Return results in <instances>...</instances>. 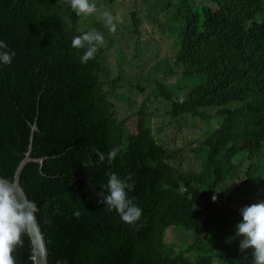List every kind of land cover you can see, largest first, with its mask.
Segmentation results:
<instances>
[{
  "label": "trees",
  "instance_id": "16d2710c",
  "mask_svg": "<svg viewBox=\"0 0 264 264\" xmlns=\"http://www.w3.org/2000/svg\"><path fill=\"white\" fill-rule=\"evenodd\" d=\"M66 3L0 0V40L16 53L11 64L0 63V177L12 180L30 146L18 183L37 205L46 264H252V249L242 253L235 236L240 209L251 204L228 208L212 197L238 176L237 153L249 160L264 148V0H145L151 17L162 11L160 27L176 45L177 89L190 88L181 104L177 92L154 79L153 96L166 102L168 114L216 121L196 147L201 169L188 175L168 161L174 153L155 142L144 101L135 110L134 133L116 117L98 77L106 71L105 48L82 64L83 50L71 46L73 37L93 28L108 45L112 32L97 19L79 27ZM114 147L120 151L111 164L92 151L107 157ZM113 172L122 179L131 174L128 196L143 210L135 225L100 202ZM249 179L264 182L246 170L242 183ZM170 227L178 245L164 239ZM184 231L196 234L214 258L196 255L189 262L194 252L182 244ZM22 240L15 264H32L28 235Z\"/></svg>",
  "mask_w": 264,
  "mask_h": 264
},
{
  "label": "rangeland",
  "instance_id": "374dc122",
  "mask_svg": "<svg viewBox=\"0 0 264 264\" xmlns=\"http://www.w3.org/2000/svg\"><path fill=\"white\" fill-rule=\"evenodd\" d=\"M89 3L95 6L93 13H81L78 16L72 11L79 17L77 23L81 28H84L83 26L93 19L103 22V13L105 12L111 13L114 18L119 16V20L114 19L116 31L111 34L107 33L112 39L108 45L106 42L103 44L105 49L102 51L104 54L102 63L106 71L98 72L104 90L110 93L109 100L113 105L114 114L117 118L124 119L128 132L134 133L135 110L141 101H144L149 111L150 133L155 142L162 147L167 155L174 153V156L168 158V161L184 175L199 172L201 169L200 153L196 147L201 146L208 133L216 128V121L210 119L207 125L206 122L190 114H168L166 102L152 94L154 79L177 92L179 96L186 98L190 92L188 87L179 90L176 87L180 74L179 67L173 66L176 45L172 37L160 27L164 20L162 11L159 10L151 17L148 14L145 0H113L111 2L89 0ZM68 7L72 10L70 4L66 3V13L69 14ZM65 16L67 15L65 14ZM126 27L129 29L126 30ZM168 67H172L174 72L166 70ZM112 80H115V85H112ZM214 110L208 109L205 112L213 113ZM233 162H239L238 176L232 180L228 179L222 188L215 190L217 203L227 202L228 208H236L241 207L245 202L253 204L264 201V182H255L249 179L250 181H246L245 184L242 183L246 170L253 176L259 175L264 180V148L259 155L249 160L242 153H237ZM248 164L249 167H246ZM196 184L197 178L195 177L191 185L195 186ZM239 184L241 185L239 186ZM236 187H238L237 192L229 201H226V195L231 194ZM172 233L170 227L164 234V239L178 245L180 237L173 238ZM176 234L179 235V233ZM182 237L184 241L182 244L191 247L187 253L194 252L188 257L189 262L193 263L196 255H207L214 258V252L201 240H195L196 234L193 232L184 231ZM177 249L178 247H176Z\"/></svg>",
  "mask_w": 264,
  "mask_h": 264
},
{
  "label": "clouds",
  "instance_id": "9594fccd",
  "mask_svg": "<svg viewBox=\"0 0 264 264\" xmlns=\"http://www.w3.org/2000/svg\"><path fill=\"white\" fill-rule=\"evenodd\" d=\"M72 11L78 16L81 13L89 14L95 11V6L90 5L89 0H67ZM115 20L119 16L113 17L111 13H103V23L110 32L116 31ZM103 34L96 29L83 32L81 35L73 37L71 46L77 52L83 50L79 56L82 64H86L95 57L98 48L103 46ZM8 45L0 40V63L11 64L15 51H8ZM185 97L176 98L177 103H183ZM93 152L100 162L111 164L117 157L119 147L112 148L107 157L103 152L93 148ZM83 163V162H82ZM87 168L88 165L83 163ZM131 174L126 178L119 177L116 173H109L106 185V195H101V203L107 207L109 212L115 211L124 223L135 225L140 220L143 210L129 198L128 192L133 190L134 184L129 183ZM217 199L213 195L212 200ZM37 205L34 201L20 198L16 186L5 179H0V264H15L13 251L17 247H23V235L31 233L33 225L36 223L35 213ZM242 221L235 227V236L241 237L239 250L243 253L246 249H252V264H264V201H258L240 209ZM79 218L80 212L73 213ZM32 264H35V256L30 257ZM247 260V255L244 257ZM57 264H61L60 261ZM66 264V262H64Z\"/></svg>",
  "mask_w": 264,
  "mask_h": 264
},
{
  "label": "water",
  "instance_id": "95a60500",
  "mask_svg": "<svg viewBox=\"0 0 264 264\" xmlns=\"http://www.w3.org/2000/svg\"><path fill=\"white\" fill-rule=\"evenodd\" d=\"M35 128L36 126L34 123L30 125V135H29L30 142L32 139V133L35 130ZM29 152H30V146H28V149L26 150L24 157L19 161L18 165L16 166L14 173H13L12 180L10 181L16 186L17 191L20 195V198L22 199L26 198V195L24 194L23 190L21 189L18 183V176H19V172L22 166L31 159L29 156ZM38 161L40 163V160ZM0 179H4V178L0 177ZM28 237L31 243V248H32L31 256H35V264H46V249H45V245L42 239V234L40 232L37 222L33 225L31 233L28 235Z\"/></svg>",
  "mask_w": 264,
  "mask_h": 264
}]
</instances>
